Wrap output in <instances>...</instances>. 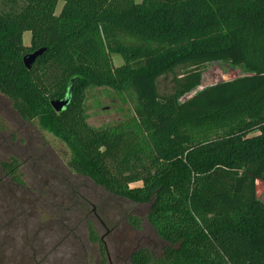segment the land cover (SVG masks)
Returning a JSON list of instances; mask_svg holds the SVG:
<instances>
[{
    "label": "trees",
    "instance_id": "trees-1",
    "mask_svg": "<svg viewBox=\"0 0 264 264\" xmlns=\"http://www.w3.org/2000/svg\"><path fill=\"white\" fill-rule=\"evenodd\" d=\"M212 61L246 74L181 99ZM164 74L172 86L159 94ZM93 86L130 92L132 114L90 126L82 103ZM0 94L66 145L75 175L147 205L160 250L137 247L127 264H264V202L255 194L264 181V0H0ZM65 96L55 111L50 101ZM18 168L15 157L0 161L15 185ZM69 196L68 214L87 204ZM124 220L142 227L134 214ZM84 222L88 241L101 242Z\"/></svg>",
    "mask_w": 264,
    "mask_h": 264
},
{
    "label": "rangeland",
    "instance_id": "rangeland-1",
    "mask_svg": "<svg viewBox=\"0 0 264 264\" xmlns=\"http://www.w3.org/2000/svg\"><path fill=\"white\" fill-rule=\"evenodd\" d=\"M29 37L28 31L22 33L23 44H28ZM111 60L113 65L122 63L117 54H111ZM245 74L240 66L208 62L202 68L199 86L181 99ZM171 86V74L156 79L159 94L170 91ZM133 104L128 91L119 96L109 87L93 86L85 90L82 106L87 123L99 128L132 114ZM0 126V161L17 158L22 180L21 185H15L0 172V264H102L100 244L105 253L103 264H127L129 253L137 247L158 253L162 243L144 221L147 205L109 195L75 175L67 165L66 145L42 129L37 120H21L2 94ZM68 194L76 195L79 202L85 198L87 204L66 213ZM255 194L264 202V181H255ZM127 214L142 220L140 230L125 222ZM85 219L93 222L101 242L88 241Z\"/></svg>",
    "mask_w": 264,
    "mask_h": 264
},
{
    "label": "water",
    "instance_id": "water-1",
    "mask_svg": "<svg viewBox=\"0 0 264 264\" xmlns=\"http://www.w3.org/2000/svg\"><path fill=\"white\" fill-rule=\"evenodd\" d=\"M39 53H40V50H35L23 56L22 62H23L24 67L29 68L30 64L33 62L34 58ZM67 99H68L67 96H65V98H63L60 101H50V105L55 111H57L66 103Z\"/></svg>",
    "mask_w": 264,
    "mask_h": 264
},
{
    "label": "crops",
    "instance_id": "crops-1",
    "mask_svg": "<svg viewBox=\"0 0 264 264\" xmlns=\"http://www.w3.org/2000/svg\"><path fill=\"white\" fill-rule=\"evenodd\" d=\"M60 5H61V1H59L58 3H57V6L56 7H60ZM56 10V9H55ZM28 43H29V41H28ZM25 45H28V44H25Z\"/></svg>",
    "mask_w": 264,
    "mask_h": 264
}]
</instances>
